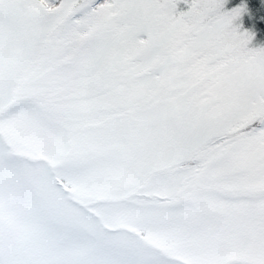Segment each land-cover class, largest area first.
<instances>
[{"label":"snow or ice","instance_id":"obj_1","mask_svg":"<svg viewBox=\"0 0 264 264\" xmlns=\"http://www.w3.org/2000/svg\"><path fill=\"white\" fill-rule=\"evenodd\" d=\"M264 0H0V264H264Z\"/></svg>","mask_w":264,"mask_h":264},{"label":"rangeland","instance_id":"obj_2","mask_svg":"<svg viewBox=\"0 0 264 264\" xmlns=\"http://www.w3.org/2000/svg\"><path fill=\"white\" fill-rule=\"evenodd\" d=\"M252 46H264V44H260V43H257L256 41H254Z\"/></svg>","mask_w":264,"mask_h":264}]
</instances>
